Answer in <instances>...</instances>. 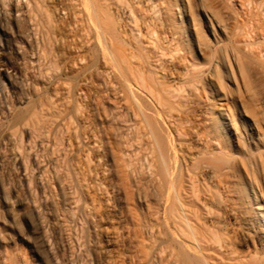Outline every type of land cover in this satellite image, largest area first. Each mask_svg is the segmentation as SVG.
I'll list each match as a JSON object with an SVG mask.
<instances>
[{
  "label": "bare ground",
  "instance_id": "bare-ground-1",
  "mask_svg": "<svg viewBox=\"0 0 264 264\" xmlns=\"http://www.w3.org/2000/svg\"><path fill=\"white\" fill-rule=\"evenodd\" d=\"M7 4L32 30L57 20L47 0ZM65 10L83 64L96 55L98 80L114 87L120 150L136 186L145 178L150 243L166 264H264V0H67ZM232 218L253 250H239Z\"/></svg>",
  "mask_w": 264,
  "mask_h": 264
},
{
  "label": "rangeland",
  "instance_id": "rangeland-1",
  "mask_svg": "<svg viewBox=\"0 0 264 264\" xmlns=\"http://www.w3.org/2000/svg\"><path fill=\"white\" fill-rule=\"evenodd\" d=\"M7 3L0 0V264H166L150 243L145 178L136 186L120 150L114 87L99 81L96 55L88 69L71 45L67 0H47L57 20L34 31ZM230 222L239 250H253L256 240Z\"/></svg>",
  "mask_w": 264,
  "mask_h": 264
}]
</instances>
